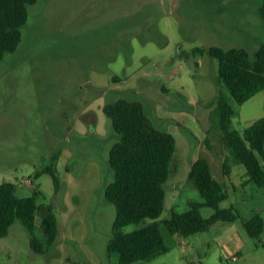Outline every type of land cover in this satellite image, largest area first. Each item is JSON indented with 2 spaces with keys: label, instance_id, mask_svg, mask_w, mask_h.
Instances as JSON below:
<instances>
[{
  "label": "rangeland",
  "instance_id": "1",
  "mask_svg": "<svg viewBox=\"0 0 264 264\" xmlns=\"http://www.w3.org/2000/svg\"><path fill=\"white\" fill-rule=\"evenodd\" d=\"M262 0H37L29 6L22 40L0 61V183L18 195L52 206L60 233L45 253L30 245L17 219L0 237V264H118L109 255L116 207L106 201L113 180L109 152L118 139L104 105L140 101L159 129L176 139L165 182V209L157 218L168 251L147 264H264V229L251 236L243 222L264 221V187L247 180L246 168L226 145L213 100L222 93L241 133L264 117V89L237 103L218 81V60L196 47L247 48L264 41ZM118 77L120 79L116 80ZM59 158L53 161L55 153ZM209 160L227 192L234 221L219 220L189 236L162 222L203 200L189 176L197 158ZM54 163L61 179L55 191ZM39 172V174H38ZM215 209L200 208L203 217ZM36 220V233L42 236ZM128 224L123 231H132Z\"/></svg>",
  "mask_w": 264,
  "mask_h": 264
},
{
  "label": "trees",
  "instance_id": "2",
  "mask_svg": "<svg viewBox=\"0 0 264 264\" xmlns=\"http://www.w3.org/2000/svg\"><path fill=\"white\" fill-rule=\"evenodd\" d=\"M36 1L0 0V61L8 52L17 50L22 40V27L28 20L29 6ZM258 13L264 27V0ZM193 51L201 55L207 53L218 60V81L237 103H244L264 89V41L254 57L241 46L225 48L211 45L196 47ZM213 104L226 148L236 162L245 166L247 180L264 187V117L258 118L241 133L232 128L236 109L229 98L220 93ZM103 109L118 135L109 152L114 178L104 191L106 201L116 207L107 251L109 255L117 256L118 264H147L154 256L168 251L157 218L165 209V182L170 175L176 139L170 132L154 125L140 101L120 98L105 103ZM58 158L57 152L52 159ZM55 167L51 163L44 171L52 175L55 191L59 192L61 179ZM189 176L203 200H190L187 211L173 213L162 221L172 233L189 236L208 230L219 220L237 219L238 214L232 206L220 207V202L228 194L213 175L208 159L197 158ZM202 206H211L215 211L209 217H203L200 212ZM38 217L42 236L35 231ZM17 219L31 232L30 245L35 252H47L60 233L58 217L52 206L39 204L34 195H18L17 184L13 181L2 182L0 237L9 233ZM132 223L138 227L123 231L124 226ZM243 224L251 236L260 235L264 229L260 214L252 215Z\"/></svg>",
  "mask_w": 264,
  "mask_h": 264
}]
</instances>
